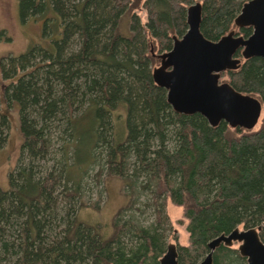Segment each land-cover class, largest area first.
Returning a JSON list of instances; mask_svg holds the SVG:
<instances>
[{"label": "trees", "instance_id": "16d2710c", "mask_svg": "<svg viewBox=\"0 0 264 264\" xmlns=\"http://www.w3.org/2000/svg\"><path fill=\"white\" fill-rule=\"evenodd\" d=\"M246 1L18 0L22 23L43 21V42L0 56V150L11 108L22 137L8 188L0 189V264H159L171 228L167 200L186 220L178 264H197L222 233L261 225L264 59H242L224 72L235 90L262 104L251 129L174 111L151 76L186 32L190 4H201L200 31L217 41ZM111 177L126 204L109 227L82 221V211L101 207L88 198L90 182ZM258 234L264 242V225ZM212 259L246 264L224 244Z\"/></svg>", "mask_w": 264, "mask_h": 264}, {"label": "water", "instance_id": "95a60500", "mask_svg": "<svg viewBox=\"0 0 264 264\" xmlns=\"http://www.w3.org/2000/svg\"><path fill=\"white\" fill-rule=\"evenodd\" d=\"M200 22L201 4L195 2L186 9V32L173 38L171 49L159 56L152 79L166 90L167 102L174 111L199 113L211 126L224 121L232 127L251 129L262 113L260 100L235 90L227 82H219V78L222 72L239 68L242 59H264V0H247L234 19L239 28L252 27L247 37L230 31L212 41L201 33ZM263 225L264 221L257 227H237L212 238L199 264H212V253L220 244L234 243L246 264H264V242L258 234ZM159 264H178L175 245H167Z\"/></svg>", "mask_w": 264, "mask_h": 264}, {"label": "rangeland", "instance_id": "374dc122", "mask_svg": "<svg viewBox=\"0 0 264 264\" xmlns=\"http://www.w3.org/2000/svg\"><path fill=\"white\" fill-rule=\"evenodd\" d=\"M135 12L142 18L145 16L144 9L138 8L135 9ZM42 22L41 19H30L22 23L18 14V0H0V56L9 54L17 55L24 52L34 43H42ZM126 25L127 19H123L121 22V32L124 34L127 30ZM232 30H235L236 33L239 34V29L236 27L232 28ZM7 38L9 39L7 40ZM46 43H48V41H46ZM157 65H159V60ZM219 82L228 83V77L225 73L220 75ZM8 111L10 116L8 137L5 145L0 150V189L2 190L8 188L7 174L15 165L22 139L19 132L18 112L15 108H11ZM258 125L259 124H256L254 128H257ZM102 182L103 184H99L96 179L90 182L91 185L93 183L94 188L91 190L93 191L90 194L91 196L88 197H92V200H94L93 202L98 201L101 206L100 209L95 212L90 210L82 211L79 216L80 219L86 223H97L106 228L109 227L108 224L111 222L116 211L126 204V199L122 195L121 185L117 178H104ZM165 213L171 225L166 238L167 244L175 246L188 245V233L185 229L186 220L183 219L182 208L174 205L170 200H167L165 203ZM146 217H148L149 220L154 217V214L147 211ZM232 247L237 248V243H234Z\"/></svg>", "mask_w": 264, "mask_h": 264}, {"label": "flooded vegetation", "instance_id": "af4514ba", "mask_svg": "<svg viewBox=\"0 0 264 264\" xmlns=\"http://www.w3.org/2000/svg\"><path fill=\"white\" fill-rule=\"evenodd\" d=\"M235 25V24H234ZM237 29H241V28H239V27H237V26H235ZM242 28H244V27H242ZM231 31H235V30H231ZM230 32V31H229ZM236 32V31H235ZM239 32V31H238ZM238 34V33H237ZM242 35V34H241ZM243 36V35H242Z\"/></svg>", "mask_w": 264, "mask_h": 264}, {"label": "bare ground", "instance_id": "6f19581e", "mask_svg": "<svg viewBox=\"0 0 264 264\" xmlns=\"http://www.w3.org/2000/svg\"><path fill=\"white\" fill-rule=\"evenodd\" d=\"M226 71H228V70H226ZM226 71H224V72H226ZM224 72H222V73H224ZM222 73H221L220 75H222ZM207 248H208V247H207ZM165 250H166V249H165ZM208 251H209V249H208ZM207 253H208V252H207ZM207 253H206V254H207ZM203 258H204V257H203ZM203 258H202V260H203ZM202 260H201V261H202ZM198 264H199V263H198Z\"/></svg>", "mask_w": 264, "mask_h": 264}]
</instances>
